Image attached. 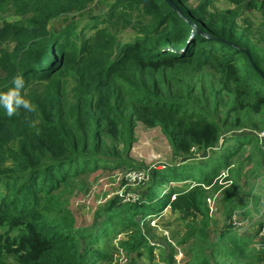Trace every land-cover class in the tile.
Masks as SVG:
<instances>
[{"label": "trees", "instance_id": "obj_1", "mask_svg": "<svg viewBox=\"0 0 264 264\" xmlns=\"http://www.w3.org/2000/svg\"><path fill=\"white\" fill-rule=\"evenodd\" d=\"M94 1L0 0V90L20 73L21 94L35 106L12 117L0 110V264H117L120 253L140 264L143 255L155 259L156 247L175 264L177 246L185 264H264V243L239 234L233 219L241 206L233 194L261 195L241 175L253 148L264 166V78L253 66L264 73V0H170L178 9L167 0H115L79 32L75 23L49 28ZM215 1L227 5L211 11ZM128 27L135 36L119 43ZM139 123L159 128L182 161L153 170L135 201L117 193L76 225L71 199L91 173L139 167L131 158ZM234 131L241 134L228 136ZM212 149L219 155L187 162ZM263 168L255 177L264 198ZM190 179L188 188L171 186ZM210 191L224 195L221 220ZM164 210L181 222L169 237L147 220Z\"/></svg>", "mask_w": 264, "mask_h": 264}, {"label": "rangeland", "instance_id": "obj_2", "mask_svg": "<svg viewBox=\"0 0 264 264\" xmlns=\"http://www.w3.org/2000/svg\"><path fill=\"white\" fill-rule=\"evenodd\" d=\"M199 0H191L190 3L196 4ZM115 0H96L91 3L87 8L82 11L68 13L61 15L54 19L50 24L49 28L59 31L62 28H65L68 25L73 23L77 24V27L74 29L79 32L81 29L87 24V22H92L95 19L99 20L103 17L108 16ZM227 3H223L220 1H215L214 4L210 5V10H218L221 8H225ZM252 19L255 21L259 20V13L256 11L251 12ZM10 19L13 16L9 17ZM2 24V20L0 19V25ZM134 30L132 27H128L120 33L119 43H122L124 40H129L134 36ZM185 47V46H184ZM2 75V71L0 70V76ZM230 134V135H229ZM228 136L234 134H241L238 131L230 132ZM261 134H264L261 133ZM136 141L133 145L131 158L134 160L135 164L139 167H135V172L144 173V178L141 181L149 182L153 170L155 169H164L168 166L175 165L178 161H182V158H174L171 154V148L161 132L159 128H149L141 123H139L136 127ZM261 139L264 138V135L260 136ZM234 141H229V144H233ZM248 148L250 145H246ZM251 150V149H250ZM249 150V151H250ZM195 158L188 159L189 164L203 163L209 155H219V150L212 149L210 151H199L196 150L194 152ZM252 156L255 161H250L246 164H242V175L241 171L236 172L233 175L234 181L241 184L242 180L249 179L255 185L253 189L254 194H261L258 198L257 202L251 201V198L245 196V194H233V199L235 203L241 204V206L235 210L236 215L233 217L235 229L239 232V234L247 235L256 239L255 244L264 243V198L261 178H257V172H262L263 163H256L257 161V153L255 148L252 149ZM234 167H238L241 162L240 156L234 154L232 157ZM181 164V163H180ZM264 169V168H263ZM106 170L99 169L94 173H91L89 177H87L86 182L89 184L87 188H85L78 196H75L71 199V207L75 212L76 225H84L85 223H89L93 218V213L98 205L110 200L118 193L119 196L124 198V200H133L135 201L138 197V193H145L146 186L144 184L140 185L136 183L134 180L130 179L127 176L126 169L121 168L115 174H108L105 172ZM124 172V173H123ZM222 175H225L224 170L221 171ZM254 173V174H252ZM241 175V178H240ZM126 180V183H122V179ZM140 181V182H141ZM233 184V180H228L225 182L226 185ZM192 184V180L182 181V182H173L171 186L173 187H181L188 188L189 185ZM137 190V193L134 194L132 189ZM166 186H162V193L166 192ZM130 192V195H126L127 192ZM224 195L222 192L210 191L207 200L209 205L211 206V210L214 213L216 219L221 220V210ZM130 197V198H127ZM246 198V199H245ZM218 200V201H217ZM248 211L247 217H244L240 213ZM178 215L174 213H170L169 210H164L163 213L157 214L152 217H148L147 220H150V224L156 227V233L159 235H168L170 236V230L177 228L180 226L181 222L177 221ZM148 222V221H147ZM122 235H120L121 237ZM175 242V241H173ZM177 254L175 257V264H185L188 260V257L184 254L183 248L180 246L176 247ZM155 255V259L149 260L145 255H143L140 259V264H167L165 263L160 256V249L157 247L153 251ZM117 264H128V259L123 253H120L117 256Z\"/></svg>", "mask_w": 264, "mask_h": 264}, {"label": "clouds", "instance_id": "obj_3", "mask_svg": "<svg viewBox=\"0 0 264 264\" xmlns=\"http://www.w3.org/2000/svg\"><path fill=\"white\" fill-rule=\"evenodd\" d=\"M24 85V77L20 73H16L12 77L11 86L6 90H0V110H3L5 115L12 117L20 109L26 112L35 110L33 103L21 94V89L24 88Z\"/></svg>", "mask_w": 264, "mask_h": 264}, {"label": "built area", "instance_id": "obj_4", "mask_svg": "<svg viewBox=\"0 0 264 264\" xmlns=\"http://www.w3.org/2000/svg\"><path fill=\"white\" fill-rule=\"evenodd\" d=\"M261 135H264V134H261ZM144 173H141V172H135L134 170H132V171H129V172H127V176L130 178V179H132V180H134L136 183H141L142 181V179L144 178ZM141 181V182H140ZM127 196L128 195H130V193H128L127 192V194H126ZM127 198H129V197H127Z\"/></svg>", "mask_w": 264, "mask_h": 264}, {"label": "water", "instance_id": "obj_5", "mask_svg": "<svg viewBox=\"0 0 264 264\" xmlns=\"http://www.w3.org/2000/svg\"><path fill=\"white\" fill-rule=\"evenodd\" d=\"M168 2H169V4H171L172 6H174L176 9H178L175 5H174V3H172L170 0H167ZM193 27H194V30H198V29H196V26L195 25H193ZM253 66H254V68L262 75V77L264 78V73L260 70V69H258V67L255 65V64H253Z\"/></svg>", "mask_w": 264, "mask_h": 264}]
</instances>
